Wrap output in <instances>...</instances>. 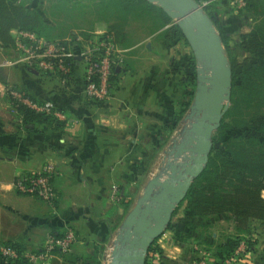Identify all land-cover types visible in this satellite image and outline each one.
<instances>
[{
  "label": "crops",
  "instance_id": "0c3cea01",
  "mask_svg": "<svg viewBox=\"0 0 264 264\" xmlns=\"http://www.w3.org/2000/svg\"><path fill=\"white\" fill-rule=\"evenodd\" d=\"M147 1L171 17L162 27L174 24L171 38L177 41V49L173 57L163 56L161 61V55L152 54L150 43L147 52H136L149 35L130 44L117 42L116 79L106 103L80 96L81 62L67 86L21 62L0 65L8 82L13 75L27 95L52 101L65 113L62 129L44 122L36 123L34 129L20 127L5 97L6 83L0 80V239L36 250L51 234L61 236L68 227L76 232L77 239L67 253L56 252L40 264H83L80 260L89 255L97 264H111V252L126 229L125 219L149 181L167 177L172 166L178 165L171 163L168 170L148 178L149 170L152 174L160 167L156 165L159 154L177 137L182 139L175 144L177 149L191 151L192 126L201 113L196 106L197 93L202 85H211V69L208 60L178 32V20L159 3ZM110 22L100 20L93 30L113 31ZM128 34L122 33L126 40H130ZM5 45L0 40V58L4 50L16 57ZM46 163L57 171L51 200L15 188L18 174ZM114 185L121 187L117 200L112 196ZM185 205L184 199L174 210L168 227L149 250L146 264H194L200 248H210L216 254L235 237L247 239L250 245L247 259L236 264H264V219H251L244 230L236 227L230 212L209 217L188 215ZM102 250L106 253L100 254ZM87 262L92 264L90 259Z\"/></svg>",
  "mask_w": 264,
  "mask_h": 264
},
{
  "label": "trees",
  "instance_id": "16d2710c",
  "mask_svg": "<svg viewBox=\"0 0 264 264\" xmlns=\"http://www.w3.org/2000/svg\"><path fill=\"white\" fill-rule=\"evenodd\" d=\"M106 2H108L107 6L109 4L120 5L125 11L135 10L138 8L137 5L155 7L147 0H108ZM246 5L248 8L259 9L262 19L253 28L241 34L239 43L245 54L244 60H240L233 53L230 37L222 27L220 29L232 66V86L234 87L235 82L239 80V85L258 86L259 89L256 93L259 94V90L264 88V0H247ZM160 12L165 23L171 19L165 11ZM210 17L213 19L212 16ZM48 21V14L44 9L29 7L25 2L17 0H0V40L6 44L5 47L14 45V35L11 29L33 30L45 35L42 31L47 27ZM214 21L218 23L216 19ZM126 22L127 18L125 16H118L115 22L113 21L110 25L111 30L116 33L117 42L120 41L118 36L121 35V32L124 33ZM178 32L183 34L179 27ZM70 59L73 69L68 75L69 80L64 86H67L75 78V68L77 63L80 62L75 57ZM39 74L60 80V75ZM114 78L116 79V76ZM81 79L82 76L77 81L80 87V96L83 100L98 104L106 103V101L91 99L84 95L81 92ZM190 79L192 80V76ZM0 80L7 85V96L12 108L16 111V121H18L20 127L34 129L38 122H44L53 129H62L65 126L66 120L57 116L53 109L50 111L37 110L14 97L10 91L11 86L1 70ZM235 93L236 91L233 88V94L235 95ZM25 95L27 94L25 93ZM27 96L39 102L45 101L38 100L29 94ZM54 109L62 111L57 105ZM233 114L232 110H228L222 117L217 131L218 134L214 139V141L220 140L221 145L212 146L204 169L192 182L185 197V212L188 215L203 217L221 212H230L234 215L236 227L245 230L248 228L251 219H264V119L262 123L259 122L257 125L248 120L234 119L235 122H232L228 119ZM247 127H249V130L244 129ZM235 128L240 129L234 132ZM222 136L225 137L222 139ZM241 239V237L232 238L227 246L215 255L219 258L225 257L235 249ZM6 242L13 244L20 251L28 250L16 242ZM155 242L156 239L150 245L149 250L154 247ZM0 264L29 263L24 258L16 261H6L0 255Z\"/></svg>",
  "mask_w": 264,
  "mask_h": 264
},
{
  "label": "water",
  "instance_id": "95a60500",
  "mask_svg": "<svg viewBox=\"0 0 264 264\" xmlns=\"http://www.w3.org/2000/svg\"><path fill=\"white\" fill-rule=\"evenodd\" d=\"M149 1L159 3L176 18L198 55L208 60L211 85H202L197 93L196 106L201 113L192 126L191 153L184 164L172 166L165 179L149 181L143 196L125 219L126 229L115 245L111 264H146L150 245L168 227L174 210L208 161L213 132L228 108L225 100L230 97L232 85V68L223 40L201 3L198 0Z\"/></svg>",
  "mask_w": 264,
  "mask_h": 264
},
{
  "label": "rangeland",
  "instance_id": "374dc122",
  "mask_svg": "<svg viewBox=\"0 0 264 264\" xmlns=\"http://www.w3.org/2000/svg\"><path fill=\"white\" fill-rule=\"evenodd\" d=\"M19 2H25V4L32 8H40L44 9L48 14V24L47 27L42 31L45 35L50 36L51 38H64L70 34H73L75 31H93L95 26L100 23V20L112 21L110 23L115 22L116 17L125 16L127 18V22L125 23L124 30L129 32L127 38L130 40H126L123 37L122 32L121 35L118 36V40H121V45L132 43L133 39L144 37L145 35H149L148 42H144L138 51H146L147 52V44L150 43L149 47L152 48V54L161 55V61L166 58H170L174 56V52L176 51V47L178 44L177 41L171 38V34L174 33V30L170 25L169 27L163 28L162 26L165 24L163 21L162 14L157 7H143L142 5H137L138 8L132 11H125L120 7V5H108V0H17ZM110 1V0H109ZM204 10L209 14V16L213 17V24L217 32L221 35L222 27L226 34L230 37L231 46L233 53L236 54L239 59L244 60V51H242L240 47V38L242 32L250 30L253 26L262 19L259 9H253L247 7V0H204L200 1ZM112 7H111V6ZM217 20L215 22L214 20ZM163 22V23H162ZM162 27V28H161ZM115 32V31H114ZM120 34V33H119ZM115 37L117 39L116 33ZM222 38V35H221ZM184 40V39H183ZM223 40V38H222ZM124 41V42H123ZM164 41V42H162ZM224 50L228 58V62L231 66V62L228 56L227 46L224 41ZM187 48L188 45H183V47ZM148 47V48H149ZM189 48V47H188ZM8 50H4V57L0 58V65L7 59H14L16 57L13 56ZM172 51V52H171ZM10 53V55H8ZM188 52H185L187 56ZM168 61V60H167ZM13 65V64H12ZM232 68V66H231ZM239 69V68H238ZM3 74L6 75L5 70H3ZM7 77V76H6ZM13 75L8 79L10 86L13 88H18L23 91V88L18 85L15 78H12ZM62 85L63 83L60 79ZM235 86L231 85L230 97L225 100L228 103V110H232L234 114L228 120L235 122V120H248L257 125L259 122L262 123L264 119V88L259 90V94L256 93L259 89L258 86H250V85H239L238 81L235 82ZM233 88L236 91L235 95L233 94ZM6 94L5 97H8V90L6 85ZM24 92V91H23ZM13 110V116L16 115V111ZM225 112V113H226ZM224 113V114H225ZM224 116V115H223ZM235 119V120H234ZM18 122V121H17ZM240 128H235V131H238ZM245 130H249V127L244 128ZM218 128L213 132L212 140L213 145L220 146L221 141H214ZM225 136H222L223 139ZM220 138V139H221ZM174 140V144L170 147L164 149L163 153L158 156V160L156 165L160 167L158 169L152 170V174L149 173V177L151 178L156 173H163L168 170L169 165L171 163H178V166H181L187 160L191 151L189 150H178L175 144L177 141H181V137H177ZM212 145V146H213ZM157 168V167H156ZM151 172V171H150ZM147 174V173H146ZM166 178V177H165ZM161 178V179H165ZM114 193L113 198L117 200V196L119 193V186L114 185L113 187ZM38 197V196H37ZM122 201V199H119ZM123 205V202H120ZM100 254L106 253L105 251H99ZM56 253V252H55ZM53 253V254H55ZM111 261H112V252H111ZM107 258V254L104 255V260ZM90 259L92 264L96 263V258L91 257L90 255L86 259H81L80 262L83 264L90 263L87 260ZM100 261V260H99ZM81 264V263H80ZM91 264V263H90ZM100 264V263H99ZM109 264V263H108Z\"/></svg>",
  "mask_w": 264,
  "mask_h": 264
},
{
  "label": "built area",
  "instance_id": "2783aa9c",
  "mask_svg": "<svg viewBox=\"0 0 264 264\" xmlns=\"http://www.w3.org/2000/svg\"><path fill=\"white\" fill-rule=\"evenodd\" d=\"M14 45L6 47L16 54V58L7 59L5 64L24 63L38 73L60 75L63 83L69 80L73 67L70 58H77L83 64L81 92L91 99L108 101L115 83V68L118 43L113 31H75L64 38H50L33 30L15 29ZM11 93L17 99L37 110H54L60 118L65 113L54 109L52 101L39 102L25 93L11 87ZM57 171L53 164L46 163L42 168L29 170L16 176L15 188L26 194L51 200L55 195L54 178ZM76 232L68 227L60 237L49 235L36 250L20 251L13 244L0 239V255L6 261L26 259L29 264H40L55 252L67 253L76 241ZM250 245L242 238L235 249L223 258L217 257L210 248H200L194 264H236L240 259H247Z\"/></svg>",
  "mask_w": 264,
  "mask_h": 264
}]
</instances>
